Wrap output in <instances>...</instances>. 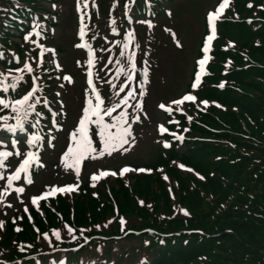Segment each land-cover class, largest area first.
Returning <instances> with one entry per match:
<instances>
[{
    "label": "rangeland",
    "instance_id": "obj_1",
    "mask_svg": "<svg viewBox=\"0 0 264 264\" xmlns=\"http://www.w3.org/2000/svg\"><path fill=\"white\" fill-rule=\"evenodd\" d=\"M56 1L58 2L50 4L48 1L45 3L38 0L42 6H46L48 12L45 14L41 10L42 14L32 13L36 19L43 17L52 22L51 25L47 21L35 20L36 31L40 25V28L47 29L49 35L41 39V35H36V31L33 34L32 31L27 35L26 44L21 46L25 53L23 60L18 62L19 67L9 69L0 66V100L8 105L5 107L0 104V125H4L0 127V152L11 153L4 158L6 167H0V237H3L1 235L9 220L21 218L33 205L39 204L53 192L72 190L79 194V187L89 177L93 179L94 174L96 179L109 177L112 185L122 169L127 168L135 173L133 166L153 164L159 145L167 146L173 137L183 135L180 122L169 127L166 111H172L171 115L175 117L179 112H191L194 105L189 100H183L179 104L172 102L182 100L186 95L194 96L193 101L196 103L200 99L197 91L195 95L188 92L196 67L200 66V72L204 73L213 62L218 63L213 52L222 40H226L232 47L237 46V40L240 42L233 30L227 35L220 31L224 23L234 22L238 17L234 0L226 1V6L220 10L219 19L214 25L213 37L204 40L207 45L209 41L211 49L203 60H199V53L203 47L205 49V45L202 46L204 16L209 12L216 13L220 6L219 0L165 2L163 6L167 13L162 17L153 16L150 9L149 14L147 10H139L132 4L125 6L123 0H116L118 13L111 19L119 27L118 32L126 31V35L119 36V44L116 36L118 33L108 31L104 23L106 18H98L99 13L95 15L96 23L92 15H88L87 23L82 24L78 8L80 0ZM112 2L113 0H87L83 1V6L85 9L92 8L93 12L98 3L110 13L113 10ZM8 5V0H0V9ZM146 6L152 8L148 4ZM2 17L5 15L0 12V18ZM81 26L86 29V36L95 35L97 39H102L101 53L95 52L91 38L86 39L89 50L80 47L78 30ZM229 27L231 26H226ZM16 41L20 42V39ZM44 46L45 62L40 63L37 49ZM91 57L94 59L95 81L102 95L99 108L96 107L95 95L86 82ZM13 58L17 60L16 56ZM205 59H208L207 64L204 63ZM201 61L202 65H197ZM25 65H28L27 69ZM32 71L39 80V88L32 77ZM65 76L70 79L66 80ZM13 84L15 88L12 87ZM42 87L49 89L47 91L51 93L49 97L46 96L48 102L40 95L35 96V92L38 90L39 93ZM29 91H32L31 96L38 98L40 103L37 99L30 101L29 98L23 107H14V101ZM43 100L50 102L52 111L45 109ZM125 100L126 103H122ZM160 104H164L165 108H160ZM86 107L89 108V119L85 124L87 143L81 140L78 146L80 133L76 129ZM47 112L51 115L50 118L47 117ZM52 117L56 118L57 123L51 120ZM161 125L166 131H160ZM121 135L124 140L119 139ZM14 136L20 138L16 146L12 145L11 139ZM37 136L38 139L35 138ZM29 138H33L31 144L28 143ZM69 147L73 149L72 153H68ZM183 147L178 146V152H182ZM29 152L39 157V164L25 165L17 173L16 168ZM66 153L68 154L65 155ZM102 172L107 174L101 175ZM26 173H29L31 183L25 181ZM13 176L19 178L10 179ZM103 185V182H99L94 188L105 187ZM33 197L38 198L35 203ZM139 201L143 202V199L139 197ZM110 216L112 215L106 217ZM129 221L138 225V220L130 218ZM110 229L114 230L115 225ZM71 237L72 234L63 231L56 237L39 236L26 247L18 243L3 245L0 258H16L18 253L27 252L32 256L40 254L48 259L60 256L70 262L80 250L67 248L72 243ZM121 249H137V258L140 254L149 253L141 245L139 238L120 240L114 250ZM83 253L75 259L102 258L106 247L90 245ZM3 263L6 260L0 259V264ZM13 263L15 260L6 264Z\"/></svg>",
    "mask_w": 264,
    "mask_h": 264
},
{
    "label": "trees",
    "instance_id": "obj_2",
    "mask_svg": "<svg viewBox=\"0 0 264 264\" xmlns=\"http://www.w3.org/2000/svg\"><path fill=\"white\" fill-rule=\"evenodd\" d=\"M151 2L160 5V0ZM234 6L238 17L220 31L233 30L240 42L217 44L218 63H212L196 92L210 105H192L198 115L177 116L186 144L182 154L175 145L158 149L153 167L165 166L169 179L156 172L137 175L133 186L121 178L110 187L87 185L76 199L59 196L44 203L46 215L34 210L35 224L25 217L19 232L9 223L0 245L26 247L69 225L77 238L67 248L80 250L67 264H264V0H234ZM41 10L46 8L38 0H16L7 9L10 16L0 18L1 47L20 49L11 39L13 30L21 31L18 19L31 21V14ZM176 159L192 172L171 165ZM128 238L141 239L149 255L137 258V249L114 250ZM90 245L106 247L105 255L75 259ZM52 259L59 264L62 257L39 254L21 264H53Z\"/></svg>",
    "mask_w": 264,
    "mask_h": 264
},
{
    "label": "snow or ice",
    "instance_id": "obj_3",
    "mask_svg": "<svg viewBox=\"0 0 264 264\" xmlns=\"http://www.w3.org/2000/svg\"><path fill=\"white\" fill-rule=\"evenodd\" d=\"M225 6H226V0H223V2L221 3V5L217 8L216 14H219L220 10L223 7H225ZM213 15L214 14L212 12H209L208 13V19H209L210 26H211V22H212V19H213ZM82 32H83V29H82ZM27 39H28V36H25V40H27ZM205 50H207V42L205 43ZM201 63H203V61H201ZM25 68L27 69L28 68V65H25ZM29 71H30V69H29ZM64 78L66 80H69L70 79V77H68V76H65ZM21 79H22V77H21ZM196 79H197V81L200 79L199 73L197 74ZM89 83H91V81H89ZM12 87L15 88V84H13ZM34 87L35 86L33 85V89H34ZM192 87L193 88H196L197 87V84L196 83H193L192 84ZM5 90H7V89H5ZM31 95H32V91H29V92L25 93L20 99L14 101V105L13 106L15 107L16 105H18V106L23 107L25 104H27V102H28L29 98L31 97ZM183 100L193 101V100H195V97L192 96V95H186V96H184L182 98V100L173 101L172 103L179 104V103H182ZM101 103H102V100L100 99L99 95L96 94V107L99 108V105ZM122 103H126V100L125 101H122ZM201 103L207 104L208 102L207 101H201ZM0 104H4V101L3 100H0ZM4 106L7 107L8 105L7 104H4ZM29 107H32V106L29 105ZM159 107L163 109V108H165V105L164 104H160ZM109 110H111V109H109ZM83 111H84V115H83V117L80 118V120H79V127L76 129V131L80 133V139L77 140V145L78 146L80 145L81 140L85 144L87 143V130L85 128V124H86V121L89 119V108L86 107V108H84ZM95 114L97 116H99V113L98 112H96ZM122 116H123V113H122ZM0 127H4V125H0ZM106 127L107 126H105V128ZM160 131L163 132V131H166V129H164V127L161 125L160 126ZM124 132H127V129H124ZM35 138L38 139L39 137L37 136ZM109 138L112 139L111 136H109ZM119 139L120 140H124V136L121 135L119 137ZM32 142H33V138H29L28 143L31 144ZM13 146H15V143L13 144ZM72 152H73V149L71 147H69L68 153H72ZM68 153H66L65 155H67ZM16 154L17 155H20L19 152H17ZM7 155H11V153L0 152V167H6V165L4 163V158H6ZM29 157H32V159L30 160ZM32 163L39 164V157L38 156H33V154L29 152V153H27L25 155V158L20 163L19 167L16 168V172L19 173L20 171H22L24 169L25 165L31 166ZM181 167H183V166H181ZM125 171H128V169L127 168L122 169L121 170V174H123V172H125ZM105 174H107V173L106 172H102L101 173V175H105ZM112 174L115 175L116 173H112ZM17 178H19V177L18 176H13L10 179H17ZM25 179H26V181L28 183H31V180L30 179H28L27 177ZM93 179H96L95 174L93 175ZM20 191H22V189H20ZM32 199H33V203H35L38 198L37 197H33Z\"/></svg>",
    "mask_w": 264,
    "mask_h": 264
}]
</instances>
